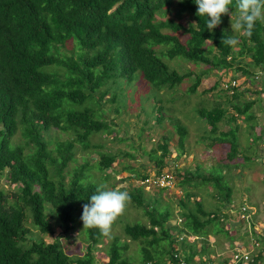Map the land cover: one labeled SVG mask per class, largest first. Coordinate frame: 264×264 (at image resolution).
Listing matches in <instances>:
<instances>
[{
	"label": "trees",
	"instance_id": "1",
	"mask_svg": "<svg viewBox=\"0 0 264 264\" xmlns=\"http://www.w3.org/2000/svg\"><path fill=\"white\" fill-rule=\"evenodd\" d=\"M235 4L233 0L230 12L235 11ZM197 9L194 0H0V264H96L95 251L105 238L97 229L85 228L88 242L82 256L69 254L59 239L49 242L45 236L53 235L56 227L64 232L74 230V212L82 216L83 205L89 203L99 186L86 181L90 177L88 161L72 170H68V165L75 158L77 141L88 148L93 133L109 129L101 108L110 89L113 88V95L121 96L116 89L121 87L122 91L123 84L133 81L136 75L157 91L175 88L193 77L189 91L194 93L203 77L212 71L219 74L223 70L239 69L240 73L234 74L238 84L230 89L220 88L232 110L220 105L198 110L210 125L213 141L230 145L222 161L224 170L237 163L235 158L239 159L241 152L238 136L241 116L251 122L258 118L264 126V116L257 117L251 111L256 102L263 101L260 96L264 93L263 72L257 76L247 66H264V23H256L251 37L238 36L231 31L230 16L222 15L221 24L209 31L206 17L197 16ZM173 10L178 19L187 14L188 24L167 17ZM224 36H235L239 48L223 45ZM70 40L78 48L77 57L63 56L61 52ZM246 58L251 62L246 64ZM175 59L204 68L182 73L170 65L169 61ZM48 66L64 70H45ZM241 75H245L243 83L239 81ZM256 77L263 80L261 86L257 85ZM215 87L216 84L203 88L205 94ZM247 92L257 98L242 101L241 96ZM94 103L98 106L94 107ZM119 108L122 109L120 104L116 110ZM158 112L161 121L165 118L161 106ZM170 119L179 136L177 156H180L185 153L188 126L176 118ZM225 119L230 127L218 134L219 122ZM52 127L70 131L72 138L58 141L51 148L45 133ZM250 127L255 131L254 123ZM145 128L147 122L142 131ZM19 132L23 138L20 141L16 138ZM263 132L255 136L256 141ZM171 142L170 136L162 137V142L151 152L155 171L137 173V178L159 174L167 167L168 158H173ZM117 160L114 153H100L98 167L105 173ZM196 169L184 171L181 184L211 183L215 190L211 195L219 204L229 205L233 188L224 182L226 173L202 174L200 165ZM129 170L133 171L131 167ZM168 170L178 178V170ZM3 179L14 187L6 190L1 186ZM154 189L159 192L168 187ZM127 191L131 201L146 208L150 223H128L125 233L133 240L145 241L154 251L144 248L143 259L137 263L124 254L128 244L115 238L109 241L107 264H180L182 259L192 264L194 256L204 254L205 249L199 252L189 244L206 237L210 227L227 231L232 238L225 225L240 219L242 207L248 208L252 219L255 215L252 205L245 202L232 212L235 217L219 204L207 210L202 198L186 189L176 192L180 194L179 204L183 209L180 213L185 218L179 228L178 224H170L169 209L162 211L150 205L144 184L139 182ZM156 197L157 194L150 196L154 200ZM29 224L37 229V237ZM182 232L187 236L180 239ZM253 234L256 235L254 230ZM179 242L191 248L184 251L183 245L182 248L177 245ZM163 243L170 245L169 256L164 260L160 258ZM260 259L259 251L253 264ZM232 260L230 256L223 262L221 255L215 254L206 256L202 264H228Z\"/></svg>",
	"mask_w": 264,
	"mask_h": 264
},
{
	"label": "rangeland",
	"instance_id": "2",
	"mask_svg": "<svg viewBox=\"0 0 264 264\" xmlns=\"http://www.w3.org/2000/svg\"><path fill=\"white\" fill-rule=\"evenodd\" d=\"M174 8V7H173ZM167 17L177 18L175 11H171ZM235 18V17H234ZM178 19V18H177ZM181 22L188 24L189 16L186 14L181 19H178ZM231 25V24H230ZM168 31V30H167ZM238 36H241V33H235ZM184 38L185 35L181 33L180 35ZM239 48V46H236ZM63 56H73L77 57L78 48L75 46V43L72 40L61 48ZM247 62H251L250 58H246ZM172 68H176L180 72H186L188 70H195V72L202 71L204 67L195 65L192 62H188L182 59H175L169 61ZM245 64V65H246ZM251 71L254 73L263 72L264 80V66L256 67L252 64L247 65ZM52 68V69H51ZM56 70L63 71L64 68H56L55 66H48L45 70ZM240 73L239 69H231L227 71H221L218 74V71H212L211 73L203 77L201 85L198 87L196 92H190L189 87L194 81V78H187L177 87L172 89H161L157 91L156 89L150 87L148 82L139 76L134 78L132 81H122L123 90L121 87L116 89V92H120L121 96L113 95V88L110 89V92L106 95L102 102V114L109 123V129L105 132L93 133L89 137V147L86 148L83 143L76 142V148L74 153V160L71 161L68 165V170L74 169L73 167H79L89 162V175L90 177L86 181H91V183H97L99 185L105 184L109 189L114 188H123L132 190L137 183L136 180L137 173L143 174L147 170L154 172L156 167V162L151 158V152L153 149L157 148V144L162 142L163 136L171 137V149L172 157L168 158L169 164L165 169H172L175 164H178L179 168L172 169L178 170V185L176 186L175 191L181 192L183 190L193 191L196 195L200 196L204 203V206L208 209H215L216 205L220 202L211 195L215 192L214 187L211 183L202 184L199 186H194L186 183L184 186L181 184L183 181L182 174L184 171H197L196 166L200 165L199 171L203 174L213 172L214 175L222 174L227 172V175H224V182L243 186L246 184L245 178L247 175L246 171H241L239 167H232L229 170L225 169V165L222 163L226 154L230 149L229 143L222 144L217 141H213L214 134L210 130L209 123L200 116L198 112L199 109L207 108L212 109L217 105L223 106L225 108H232L227 102L226 94L220 89L221 80L225 77L232 76L234 74ZM242 73V72H241ZM260 76V73L257 74ZM257 78V85L261 86L259 78ZM245 80V75L239 77L240 83H243ZM216 84V87L211 90L210 93L205 94L204 89L210 88ZM244 83L243 85H245ZM204 88V89H203ZM243 91H244V87ZM105 89V88H104ZM102 89V90H104ZM263 99L262 102L257 103L252 107L251 111H254L256 116H264V93L260 94ZM112 98H115V101H112ZM242 101L250 100L251 98H257L256 95H253L250 92L243 93L241 96ZM124 104H123V103ZM118 104L121 105L119 111L116 110ZM94 107H97L98 104L94 103ZM162 107V113H164L165 118L159 121V112L158 108ZM176 118L180 120L183 124L188 126V136L186 138L185 150L183 155L177 156L179 153L178 148V134L173 127L174 122L172 123L170 118ZM243 120V122H242ZM147 122V128L142 131V126ZM251 121H247L241 116L239 123L240 127L238 130L239 143L240 147L244 150L243 154L248 152V149L255 147L249 146L251 142L255 143L257 160H245L242 156L240 159L235 158L239 164L241 162L245 164H252V168L256 170L255 176L264 175V135H260L261 139H257L255 136L264 131L263 125H258L255 128V131L250 128V124L254 123L255 125L260 123L258 118ZM225 120L219 122V131L226 130L230 125H228ZM264 123V121H263ZM231 125H235L232 123ZM264 133V132H263ZM262 133V134H263ZM46 138L50 140V147L54 148L58 141H64L68 138H72L70 131H62L52 127L48 132L45 133ZM17 140H23L21 133L17 134ZM256 141V142H255ZM94 145H100L95 147ZM160 152V151H159ZM100 153H114L117 155L118 160L113 164V167L107 169L104 173L98 167V161L100 159ZM250 155L251 152H248ZM186 155V156H185ZM167 159V158H166ZM172 166V167H170ZM129 167L133 171L129 170ZM253 170V172H254ZM261 173V174H260ZM129 175H132L130 177ZM253 175V173H252ZM239 176V177H238ZM197 178L201 176L196 175ZM106 178L105 180H103ZM134 178V179H133ZM133 179V181H131ZM264 181V180H263ZM260 185L264 183L260 182ZM1 186L6 190L13 188L10 183L3 179ZM145 192L146 197L150 200L151 206H156L160 210H170L172 213L170 224L177 223L179 218L185 219L180 211L183 209L179 204V193H174L173 191H159L147 188ZM244 191L241 188H233V199H235L239 205L243 202H246L249 205L263 204L264 200V191L260 194L261 199H256V190L252 184H247L244 187ZM155 194L158 195L157 200L151 199L150 196L155 197ZM194 205V202L191 203V206ZM259 211V207L255 206ZM255 216V215H254ZM74 218L76 219L74 230L70 232H64L62 228L56 227L55 233L53 235H46L45 238L47 241L52 242L56 239H59L66 251L71 255L82 256L86 251L87 242L86 236L87 232L79 216L78 211L74 212ZM257 218V216H256ZM255 220V217H254ZM143 223L149 224L150 220L146 213V208L139 206L138 204L131 201L124 213L119 216L116 224L112 226V238H104L103 242L98 245L97 250L95 251V261L96 264H107L109 261V241H113L115 238H118L120 242L128 244V249L124 251L125 256L130 260H133L137 263L143 259L144 248L154 251L151 246H148L145 241L142 240H133L125 233L126 224L134 223ZM263 224V223H262ZM184 222L179 223L177 226L182 228ZM264 225V224H263ZM29 227L33 231V236L37 237L38 231L32 225L29 224ZM86 234V235H85ZM111 241V242H112ZM196 241H200V238ZM169 244L163 243V252L160 254L161 259H166L169 256ZM257 250L259 247H256ZM232 250H230L231 252ZM257 253V251H256Z\"/></svg>",
	"mask_w": 264,
	"mask_h": 264
},
{
	"label": "clouds",
	"instance_id": "3",
	"mask_svg": "<svg viewBox=\"0 0 264 264\" xmlns=\"http://www.w3.org/2000/svg\"><path fill=\"white\" fill-rule=\"evenodd\" d=\"M179 2H183V0H179ZM194 3L198 6L196 15L199 17H206L205 24L209 31H212L214 28L221 24L222 15L230 16L231 31L235 33H241L248 37H251L253 29L257 22L264 23V0H236L234 12H230V9H233V0H194ZM238 43L239 41L235 36H224V38L222 39L223 45L236 46ZM227 78L235 77L234 75H232ZM227 78L224 77L221 80V86L222 81ZM176 166H178V164H175L173 168L175 169ZM174 171L176 172V170ZM137 179V183H141L142 178ZM177 183L178 178L176 176V182L174 186L168 187V190L176 192L175 189L178 185ZM88 200L89 203H85L83 205V212L81 216L84 229H97L101 236L111 239L113 224L119 218V216L124 213L127 205L131 202L130 193L123 188L108 189L106 185L101 184L97 186L95 193L91 195ZM239 220L242 222H246L251 227L252 233L253 230L256 232V235L252 234L251 243L254 239H256L260 241L261 245L260 235L263 234L258 233L255 227L263 226V224L255 222L254 218L251 223H248L241 218ZM181 222L182 218H179L177 220V223L175 222V224H179ZM186 236V233L182 232L180 239ZM180 244L181 242H179L177 245L179 246ZM243 249L250 250L247 248ZM231 250L232 251L230 253L232 257L236 249L234 250L233 247ZM250 251L252 255L255 256L258 254L256 253V251L259 250H257V248L253 245V248ZM185 262L189 264L187 261ZM251 264H253V262Z\"/></svg>",
	"mask_w": 264,
	"mask_h": 264
},
{
	"label": "crops",
	"instance_id": "4",
	"mask_svg": "<svg viewBox=\"0 0 264 264\" xmlns=\"http://www.w3.org/2000/svg\"><path fill=\"white\" fill-rule=\"evenodd\" d=\"M251 123V122H250ZM252 124V123H251ZM258 125H263V124H257L256 128ZM250 126V125H249ZM251 128V127H250ZM261 134V133H260ZM256 142V141H255ZM255 143L251 142V145L249 146H254L255 149L250 148L248 149V152H251V154L249 155L248 152L246 154L244 153V150L241 148V152H240V157L242 156L245 160L250 161L251 159L246 158L245 156L251 157L253 160H257L255 158H257V153H256V146L254 145ZM239 157V159H240ZM239 167L241 169V171H246L247 175L245 178V182L246 184L243 186H238L235 184H232V188H241L243 191L245 190L244 187L247 184H252V186L255 188L256 190V199L255 200H260V194L262 193V191H264V185H260V182L264 183V175L261 176H255V172L256 170H254L252 168V164H245L243 162H241L240 164L237 162L235 163L232 167ZM226 169H230V168H226ZM254 170V172H253ZM227 175V172H225ZM253 173V175H252ZM261 174V173H260ZM239 177V176H238ZM234 191V190H233ZM233 194V193H232ZM203 199V198H202ZM246 204V202L244 203ZM263 204H264V200H263ZM221 204H219L218 206L220 207ZM239 206V203L233 199V195L231 196V202L230 204H226V205H221L222 210H224L225 212H228L230 214V216H236L233 215L232 212H235V208ZM255 206L259 207V211L255 208ZM206 208V207H205ZM252 208L255 210V222L258 223H263L264 224V206L262 204L260 205H256L253 204ZM207 210H212V209H208ZM257 216V218H256ZM220 226L221 223H219ZM225 225V224H224ZM226 229H229L230 234L232 235V238L227 235V231L226 232H221L222 230L217 231L215 227H210L209 230V234L206 237H201L199 244L198 241L192 242L193 244H189V245H193L194 248L197 247V250L199 252H201V249H205V253L201 254L198 253L194 256V261H192V264H202L203 259L206 256H210V255H221V259L222 261H228L231 253L230 250L234 247V250L236 249L237 245H241L242 248H247V249H252L253 245L251 243V237H252V229L251 227L246 223V222H242L240 220L236 221L235 219L231 222V223H227L225 225ZM214 230V231H213ZM260 239H261V245L259 246V251L261 253V259L257 261V264H264V235H260ZM182 244L179 245V247L182 248ZM187 247L190 249L191 247L187 246V245H183L184 251L188 250ZM257 251V253L259 252ZM188 254H191L189 252H186ZM232 262H229L228 264H231Z\"/></svg>",
	"mask_w": 264,
	"mask_h": 264
},
{
	"label": "built area",
	"instance_id": "5",
	"mask_svg": "<svg viewBox=\"0 0 264 264\" xmlns=\"http://www.w3.org/2000/svg\"><path fill=\"white\" fill-rule=\"evenodd\" d=\"M238 84V80L236 78H227L222 81V86L230 89L233 86ZM176 182V176L172 171L168 169L163 170L159 174H151L150 176L146 177L145 179L141 180V183L144 184L147 188H154V187H172ZM248 208L244 205L241 210V219L251 223L253 221L252 214L247 213ZM258 233L264 235V225L255 227ZM252 245L255 247L260 246V241L254 239L252 241ZM232 263L231 264H251L254 261V256L252 255L250 250H245L238 245L236 247V251L232 255ZM180 264H187L184 260L180 261Z\"/></svg>",
	"mask_w": 264,
	"mask_h": 264
}]
</instances>
